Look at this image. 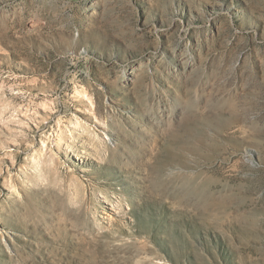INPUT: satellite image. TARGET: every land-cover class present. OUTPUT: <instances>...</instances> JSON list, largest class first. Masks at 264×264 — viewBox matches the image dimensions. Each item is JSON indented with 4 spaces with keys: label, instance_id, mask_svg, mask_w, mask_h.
<instances>
[{
    "label": "rangeland",
    "instance_id": "rangeland-1",
    "mask_svg": "<svg viewBox=\"0 0 264 264\" xmlns=\"http://www.w3.org/2000/svg\"><path fill=\"white\" fill-rule=\"evenodd\" d=\"M0 264H264V0H0Z\"/></svg>",
    "mask_w": 264,
    "mask_h": 264
}]
</instances>
